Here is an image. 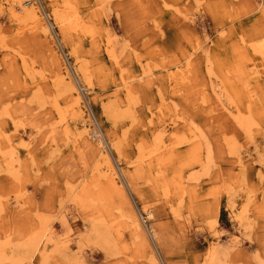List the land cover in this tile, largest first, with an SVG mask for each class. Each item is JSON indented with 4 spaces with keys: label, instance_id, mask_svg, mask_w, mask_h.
I'll list each match as a JSON object with an SVG mask.
<instances>
[{
    "label": "rangeland",
    "instance_id": "obj_1",
    "mask_svg": "<svg viewBox=\"0 0 264 264\" xmlns=\"http://www.w3.org/2000/svg\"><path fill=\"white\" fill-rule=\"evenodd\" d=\"M26 1L0 0V264H264V0Z\"/></svg>",
    "mask_w": 264,
    "mask_h": 264
},
{
    "label": "bare ground",
    "instance_id": "obj_2",
    "mask_svg": "<svg viewBox=\"0 0 264 264\" xmlns=\"http://www.w3.org/2000/svg\"><path fill=\"white\" fill-rule=\"evenodd\" d=\"M17 4L19 5V7H20V9H23V8H25L26 9V7H27V4H28V1H26V0H17ZM10 10L12 11V12H14L15 11V9H14V7L12 6V7H10ZM72 85V84H71ZM70 85V86H71ZM71 90V89H70ZM75 94H77L76 92H75ZM75 99V98H74ZM79 99V96L78 95H76V100H78ZM112 168V167H111ZM112 172V171H111ZM109 173V172H108Z\"/></svg>",
    "mask_w": 264,
    "mask_h": 264
}]
</instances>
